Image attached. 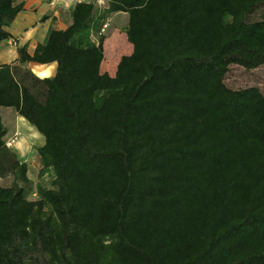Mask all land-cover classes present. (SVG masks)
<instances>
[{
	"label": "trees",
	"instance_id": "16d2710c",
	"mask_svg": "<svg viewBox=\"0 0 264 264\" xmlns=\"http://www.w3.org/2000/svg\"><path fill=\"white\" fill-rule=\"evenodd\" d=\"M22 8L0 0V40ZM116 11L132 51L109 74L100 28ZM70 15L0 63V107L43 135L53 174L33 184L0 116V264H264V84L224 81L264 65V0L80 1Z\"/></svg>",
	"mask_w": 264,
	"mask_h": 264
},
{
	"label": "crops",
	"instance_id": "0c3cea01",
	"mask_svg": "<svg viewBox=\"0 0 264 264\" xmlns=\"http://www.w3.org/2000/svg\"><path fill=\"white\" fill-rule=\"evenodd\" d=\"M50 1H53V3H50ZM80 1L92 2L97 9L107 7V0H16V2L23 3V8L6 28L10 37L0 40V63H9L15 60L18 55L17 48L24 44L28 53L32 54L38 43L43 44L46 42L52 29H65L69 26L72 21L70 11L74 4ZM127 20L128 14L123 11L110 13L105 20L107 26L102 32L105 35L102 68L109 65L111 68V73L108 72L109 74H113L120 56L132 51V45L127 41L125 34ZM107 29L109 30L108 35L105 34ZM115 31L117 33L113 39L115 43L111 44L110 40ZM121 31H123V36ZM91 37L93 40H97L95 35ZM107 44L109 46L108 52H106ZM27 66L40 77L52 76L56 70V62L54 61L50 63L30 61ZM14 114L17 115L15 111ZM17 117L22 124L23 120L19 116ZM30 131L33 132L34 130ZM36 138L38 139L39 136ZM43 142L44 139L39 142L38 146L42 145Z\"/></svg>",
	"mask_w": 264,
	"mask_h": 264
},
{
	"label": "rangeland",
	"instance_id": "374dc122",
	"mask_svg": "<svg viewBox=\"0 0 264 264\" xmlns=\"http://www.w3.org/2000/svg\"><path fill=\"white\" fill-rule=\"evenodd\" d=\"M121 32L120 33L123 36V31ZM105 34H109L108 29L106 30ZM116 34L117 33L115 31L110 40L111 44L115 43L113 39ZM108 49L109 46L107 44L106 52H108ZM103 70L111 73V68L109 65L104 66ZM224 81L225 84L231 88L255 85L262 89L264 84V65L254 69H245L239 65H231L228 72L226 73ZM0 116L4 126L7 129L4 136L5 143L7 142L8 144H6V146L10 150L14 151L21 161H25L27 163V174L32 180L33 184L40 183L45 186H51L53 178L52 172L49 170L40 174L42 163L37 152V147L40 144L39 142L44 139L43 135L40 134L22 116L14 114V110L11 107H0ZM17 116L23 120L22 124L19 122ZM30 130L34 131L31 132ZM37 136H39L38 139L36 138ZM10 181V176L0 178V183L2 185H9ZM28 198H35V194L30 193Z\"/></svg>",
	"mask_w": 264,
	"mask_h": 264
},
{
	"label": "built area",
	"instance_id": "2783aa9c",
	"mask_svg": "<svg viewBox=\"0 0 264 264\" xmlns=\"http://www.w3.org/2000/svg\"><path fill=\"white\" fill-rule=\"evenodd\" d=\"M50 3H53V1H50ZM106 26H107V22L105 21V23L101 26V28H100V32H103L104 31V29L106 28ZM6 144H7V142H6ZM8 145V144H7Z\"/></svg>",
	"mask_w": 264,
	"mask_h": 264
}]
</instances>
